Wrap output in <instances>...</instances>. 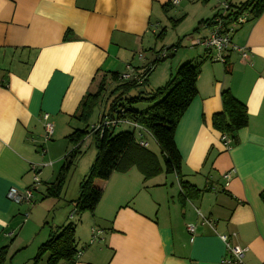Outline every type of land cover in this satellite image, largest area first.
<instances>
[{
	"label": "crops",
	"instance_id": "0c3cea01",
	"mask_svg": "<svg viewBox=\"0 0 264 264\" xmlns=\"http://www.w3.org/2000/svg\"><path fill=\"white\" fill-rule=\"evenodd\" d=\"M175 1L0 0V247L8 244L10 254L27 242V229L40 227L48 212L34 214L36 207L45 209L43 203L16 204L7 193L11 188L39 191L41 185L55 181L61 168L55 163L63 164L62 155L52 156L55 138L66 141L73 132L74 115L84 97L95 92L103 78L109 81L108 73L124 74L128 66L138 71L150 67L158 53L155 39L167 38L168 22L172 33L177 31L178 44L188 17L199 23L211 21L220 5L213 15H203L200 0ZM177 20L181 22L174 23ZM209 29L204 26L191 36L207 37ZM232 42L246 48L248 57L229 53L228 74L204 48L198 95L175 133L183 182L200 193L185 199L175 174L163 172L146 179L136 166L98 181L103 190L100 203L76 224L81 255L74 264H264V13L239 26ZM200 53L190 48L169 66L162 82ZM226 90L247 107L249 117L230 150L213 127ZM46 113L54 135L44 144ZM146 137L147 149L159 157V147ZM89 168L90 164L76 172L74 198ZM230 171L226 186L223 175ZM36 177L40 184L35 186ZM24 212L30 213L22 222ZM65 221L66 217L58 219L50 229L68 224ZM191 224L193 234L187 229ZM223 235L229 236L232 246L246 250L241 263L224 262L234 258Z\"/></svg>",
	"mask_w": 264,
	"mask_h": 264
},
{
	"label": "trees",
	"instance_id": "16d2710c",
	"mask_svg": "<svg viewBox=\"0 0 264 264\" xmlns=\"http://www.w3.org/2000/svg\"><path fill=\"white\" fill-rule=\"evenodd\" d=\"M209 1L200 0L202 4L209 3ZM225 3L228 5L227 11L219 8L211 21H201L193 33L200 31L204 26H213L217 18H220L225 24H236L240 18H245L246 22L253 21L259 19L264 13V0H247L238 6L233 5L229 0ZM164 7L167 8V5ZM166 8L164 9L166 10ZM177 22L180 23L181 20L174 23ZM161 35L163 32L159 36ZM179 47L180 43L171 46L170 49L177 50ZM207 53L212 60L214 53L210 50ZM174 54L175 52L164 59H155V62L149 65L150 67H145L147 70L142 84L135 80L121 81V74L108 73L109 81L107 78H103L97 90L84 97L74 118L84 126H88L95 110L103 101L109 82L116 84L113 91L111 90V94L117 95L110 104L109 112H102L98 122L91 127L89 126L85 130L77 129L66 137L69 145L73 148L67 153L65 160L63 159L64 163L55 181L44 184L46 186L44 199L60 196L68 173L72 167L74 168L79 150L89 136L93 138L97 153L88 173L80 182V194L74 201L76 210L71 215V219L76 213H93L95 211L103 196L102 188L97 185L98 181H108L113 173H125L134 166L142 171L146 179L156 177L163 172L175 174L180 181L182 197L185 199H194L200 193L189 183L183 182L182 158L176 147L175 133L180 119L198 95L197 83L202 63L193 61L184 63L163 87L150 93L139 91L138 95L130 97V94L138 87L147 85L149 76L158 64L169 57H174ZM223 65L226 73L230 74L227 60ZM221 98L223 110L214 115L213 127L222 136L229 137L233 145L236 133L248 126V110L232 95L230 90L223 91ZM144 102L148 104L146 109L139 111L134 108L136 104ZM105 121L117 122L105 127L103 126ZM122 121L136 124L148 131L160 149L159 157L139 145L137 129L134 133H115V127ZM99 124L101 125L99 129L92 130L93 126ZM9 249V245L0 247V264H5L7 261ZM77 253L76 224L70 222L50 229L49 239L39 246L34 264H39L47 254L49 255L47 264H74Z\"/></svg>",
	"mask_w": 264,
	"mask_h": 264
},
{
	"label": "rangeland",
	"instance_id": "374dc122",
	"mask_svg": "<svg viewBox=\"0 0 264 264\" xmlns=\"http://www.w3.org/2000/svg\"><path fill=\"white\" fill-rule=\"evenodd\" d=\"M225 1H227V0H210L209 3H205L203 5V9L201 12H203V15H206L209 12H211L209 15H213L215 8L220 3H223ZM229 1L233 5L238 6L242 3H245L247 0H229ZM211 18H212V16H211ZM211 18H209V19H211ZM203 19L206 20V18H203ZM198 23H199L198 21L194 22V19L192 17L187 18V20L185 21V23L183 25V29H181L182 31L180 32V33H183L180 36L181 37L180 38L181 44H180V47L177 48V50L174 54L175 56L169 57L164 62L158 64L157 67L154 68V71L151 73V75H150L151 77L149 76L147 85L138 87L136 90L133 91V93L130 94V97L138 95L139 91H144L146 93H150L151 91L156 90L159 87H163L165 85L164 83H166V82H162V81H164L166 75H168V73H169L168 72L169 66H171L172 64H176V63H178V61L180 59H183V57L189 51L190 48L193 51H199L200 50L201 53L198 54L194 58L193 62L194 63H201L200 58L203 55H206L205 49H204V47H202V48L194 47V46H192V43H191V41L193 42L194 40H196L191 35H194L193 31L198 27ZM171 25L172 24L169 22L166 24V26L168 27V35H167V38L165 40L155 39L156 40L155 42L157 43V45H156L157 50H158L156 59H159L161 52L167 48H169V54L173 55L174 51H173V49H170V47L172 45H175L179 38L175 37L176 36L175 34L177 33V31H174V33H172V27L173 26H171ZM201 31L202 30L196 32L195 34H198ZM210 33H211V28L209 29V35H210ZM164 43H166L167 45H165ZM154 49H156V48H154ZM149 51H151V50H146V53ZM229 53H231V52H228L227 55ZM226 60H227V58H226ZM153 62H155V61H152L151 64ZM160 67H162V68H160ZM156 69H158V70L154 74ZM152 76H153V80H152V82H150ZM115 85L116 84H114V83L113 84L110 83L108 85L107 91H106L104 98H103V101H102L101 105L94 112V115L92 116L88 126H84L83 124H81L79 121H76V120H74L72 122V126H73L72 131L73 132L77 129H80V130L84 129L85 130L89 126L91 127L92 125L96 124L99 114L101 115V113L103 111H105L106 113L109 112L110 104L113 101L114 97L117 95V94L116 95L111 94V92L113 91L112 89L114 88ZM147 107H148V104L146 102L139 103V104H136L134 106V108L139 110V111L144 110ZM100 111H102V112L100 113ZM73 132H71V134ZM121 132H132V133H134V132H136V129L128 123H120V124H118V126L115 127V133H121ZM65 140L66 141H62V140L58 141L55 138L56 143L54 144L55 145L54 148L56 149V154H53L52 156L62 155L63 159L65 160L67 153L71 151L70 149L66 148V146H68L69 143H68L66 138H65ZM69 146H71V145H69ZM43 149H45V147ZM151 150L158 151V148L156 145H153V146L151 145ZM40 152L42 155L44 154V153H42V150ZM96 153H97V150L95 148L93 138H91V136H89V138H87V140H85V142L83 143L82 150H79V155H78L77 160L74 164V168L72 167L71 171H69L68 176L66 178L64 189H63L62 193L60 194V196L57 198L44 199V195L46 193V190H45L46 186L45 185H41V188L39 189V191L34 192L31 202L27 203V204L35 203L34 204V207H35L38 205L42 206L41 204L43 203V206L45 209H43V207H36L34 214L37 213L38 215H46V212H48V215L40 227L31 226L27 229V231L25 232V235H24L27 238V242H25V244L23 246L18 248V250H16L17 252L13 251L12 254L9 253L8 259L5 262V264H34L35 255L38 252V250H37V252H35V250L37 249L36 247H37V245H39V243H40V245L44 244L49 239L50 226L52 225L53 222L57 221L58 219L63 220L64 217H66L67 223L74 222L75 224H77V222L78 223L80 222L82 215L85 214L86 212L82 213V214L76 213L73 220L70 219L71 215L74 214L75 210H76L74 201H76L78 199V196L80 194L78 191L77 193H75V198L73 196L74 195L73 190L76 187L75 185L77 183L74 176H75L77 171H80L81 168H84V167L88 166L89 164L91 167V165L93 164V162L95 160ZM159 155H160V152H159ZM47 161L49 162L51 160H47ZM90 161H92V162H90ZM56 162H57V163H55L56 166L58 164V166L60 165V167H62L61 166L62 163L59 164L58 161H56ZM99 184H101V183L100 182L97 183L98 186H99ZM79 187H80V184H79ZM39 210H41L40 213H39ZM44 210H45V212H44ZM32 211H30V212L32 213ZM70 211H71V214H70L69 219H68V215H69ZM30 212H28V214H26L27 212L20 214V216H22L21 217L22 222H23V220L25 221L27 219ZM87 213H90V212H87ZM46 233H49L47 239L44 238ZM13 242H14V240L9 241V244H13ZM48 258H49L48 254L44 256L43 264H47Z\"/></svg>",
	"mask_w": 264,
	"mask_h": 264
},
{
	"label": "built area",
	"instance_id": "2783aa9c",
	"mask_svg": "<svg viewBox=\"0 0 264 264\" xmlns=\"http://www.w3.org/2000/svg\"><path fill=\"white\" fill-rule=\"evenodd\" d=\"M178 1L176 0L175 3ZM219 8H222L223 11H227L228 5L227 3L223 2L220 3ZM246 22L245 18H240L236 24H225L220 18H217L215 20V24L211 26V33L207 37H203L200 39H196L192 43V46H199L204 47L208 51H212L213 55V61L219 62L224 64L226 62L227 53L228 52H238L242 55L244 59L248 57V50L243 47H239L232 42L233 35L236 33V29L243 25ZM174 52H176V49H173ZM169 54V48L164 49L159 59H164L168 57ZM140 59H143V55L139 56ZM147 68H144L141 71H138V69H134L131 66L127 67V72L120 75L121 81H131L135 80L139 84H142L145 77V71ZM43 120H44V136H43V143L47 144L52 140V137L54 135V125L50 121L49 114H43ZM117 121H105L103 126L108 127L110 124H114ZM120 123H128L130 122H120ZM135 129H137V140L139 145L142 148H148L149 147V140H147L146 136L151 137V135L148 133V131L142 129L136 124H131ZM101 127L99 124L98 126H93L92 130H97ZM152 138V137H151ZM222 144L226 150H230L232 148V140L227 136L221 137ZM45 153V150H43ZM232 171L227 172L223 175V179L226 182V186L229 185V182L231 180ZM39 183V179L35 178V186ZM33 189L28 188L24 191L17 190L16 188H11L7 193V199L10 200L13 203L16 204H23V203H30L33 198ZM201 215V214H200ZM204 222H208L204 219ZM188 231L193 234L195 232V226L194 225H188L187 226ZM98 233V232H97ZM95 234V231H94ZM235 236V235H234ZM221 239L226 243L228 253L234 258L232 259H226L224 260L225 263H232L234 261L236 262H242L243 256L245 254V249L241 248L240 246H232L229 242V236L223 235L221 236ZM193 240V238L191 239ZM94 242V240L91 241V244ZM81 255V252L78 251L77 258Z\"/></svg>",
	"mask_w": 264,
	"mask_h": 264
}]
</instances>
